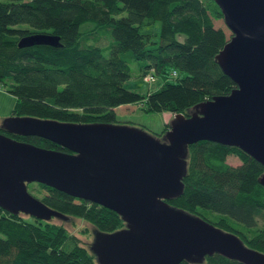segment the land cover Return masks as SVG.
Returning <instances> with one entry per match:
<instances>
[{
  "label": "trees",
  "instance_id": "trees-1",
  "mask_svg": "<svg viewBox=\"0 0 264 264\" xmlns=\"http://www.w3.org/2000/svg\"><path fill=\"white\" fill-rule=\"evenodd\" d=\"M222 16L215 0H0V84L17 97L13 114L85 123L117 122L118 108L135 104L146 111L188 113L236 85L215 56L230 38L214 23ZM157 19L156 41L142 26ZM36 31L58 35L61 44L20 46L22 36ZM136 60L139 74L149 70L162 77L159 87L143 92L125 86ZM0 130L18 140L69 150L43 136ZM188 154L184 190L170 203L235 231L248 246L263 251L264 184L259 177L264 164L239 146L209 139L191 143ZM229 155L240 161L230 163ZM32 183V194L69 217L92 223L94 231L126 225L101 203ZM207 208L216 217L206 215ZM183 262L245 264L218 252L203 262ZM0 264L98 263L80 236L62 223L0 206Z\"/></svg>",
  "mask_w": 264,
  "mask_h": 264
},
{
  "label": "water",
  "instance_id": "water-1",
  "mask_svg": "<svg viewBox=\"0 0 264 264\" xmlns=\"http://www.w3.org/2000/svg\"><path fill=\"white\" fill-rule=\"evenodd\" d=\"M230 38L216 53L236 85L175 112L161 136L121 122H72L10 114L8 132L35 134L67 149L18 140L0 130V206L41 219L69 217L28 189L38 181L117 211L126 225L95 230L90 249L98 264L199 263L215 252L245 264H264V250L233 230L170 203L184 190L189 145L209 139L239 146L264 164V0H215ZM20 46L60 45L59 36L36 31ZM264 184V171L259 177Z\"/></svg>",
  "mask_w": 264,
  "mask_h": 264
},
{
  "label": "rangeland",
  "instance_id": "rangeland-1",
  "mask_svg": "<svg viewBox=\"0 0 264 264\" xmlns=\"http://www.w3.org/2000/svg\"><path fill=\"white\" fill-rule=\"evenodd\" d=\"M214 23L217 26H223L226 31V34L231 36L232 34L231 30L224 22L223 16L220 18H214ZM142 27H143L142 31L151 32L152 36L156 41L160 39L159 34L161 29V21L159 19H157L153 23L145 24V26ZM106 52H108V50H106ZM138 68H139V63L136 60L132 63L133 75L125 80V86L133 88L135 90L138 89L140 91L146 92L148 89H154L159 87V85L163 82L162 77L159 74L152 81L144 80L146 73L144 75L139 74ZM148 71L149 70H147V72ZM16 105H17V97H15V95L11 91H9L3 84H0V126L2 125L4 117L13 114ZM133 107L135 108L127 109V110L119 107L117 111L118 122L125 124H132L136 126H142L149 132H152L153 134H156L158 136H161L162 133L165 132L163 130L164 128H166L167 122H170L175 114L172 111L170 112L166 110L146 111L139 104L138 105L135 104ZM161 130L163 132H161ZM228 161L230 163L237 164L238 161L240 160L235 155H229ZM204 212L206 213V215H209L211 217H216L217 215L216 212L208 208L205 209ZM23 215H28V214L24 213ZM51 220L65 225L66 228L69 229L71 232L78 235V237L80 236L81 241L88 248H90V242L93 240L95 236L94 226L92 223L90 222L88 223L86 220H84L81 217L62 218L59 216L57 217L54 216Z\"/></svg>",
  "mask_w": 264,
  "mask_h": 264
},
{
  "label": "built area",
  "instance_id": "built-area-1",
  "mask_svg": "<svg viewBox=\"0 0 264 264\" xmlns=\"http://www.w3.org/2000/svg\"><path fill=\"white\" fill-rule=\"evenodd\" d=\"M173 74L176 75V74H177V71L174 70V71H173ZM145 75H146V76L144 77V80H147V81H148V80H149V81H152V80H154L155 77H156L151 71H148Z\"/></svg>",
  "mask_w": 264,
  "mask_h": 264
}]
</instances>
